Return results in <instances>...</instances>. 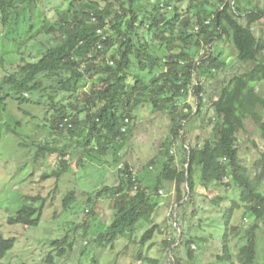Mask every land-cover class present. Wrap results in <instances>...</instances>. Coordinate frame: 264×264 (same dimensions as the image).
Wrapping results in <instances>:
<instances>
[{
    "label": "trees",
    "instance_id": "16d2710c",
    "mask_svg": "<svg viewBox=\"0 0 264 264\" xmlns=\"http://www.w3.org/2000/svg\"><path fill=\"white\" fill-rule=\"evenodd\" d=\"M42 1L0 0V32L16 48L0 57V112H6L9 102L19 111L28 104L44 105L53 111L52 129L66 131L70 143L62 149L36 146L37 153L58 155V165L50 177L68 174L70 162L78 155L99 163L106 157L112 159L118 168L117 183L105 186L93 198H85L90 207L93 200L104 197L113 212L109 226L93 239L96 249L114 250L117 242L126 240L119 253L130 251L129 247L135 246L130 244L131 238L138 224L150 222L157 206L154 197L164 183L174 185L177 204L185 197V204L192 202L195 185H200L204 193L209 186L220 185L225 190L236 189L239 197L219 213L224 220L222 242L210 264H255L257 222H264V153L255 163L259 172L250 177L241 164L238 136L248 120L264 134V97L256 89L264 82V43L252 30V25L264 21V10L250 8L246 0H146V4L142 0H65L67 9L57 11L56 21L43 30L49 43L39 44L31 19ZM223 41L250 69L234 76L221 89L218 99L211 103L217 119L212 133L192 146L182 133L195 109L188 96L196 99L199 112L207 79L216 78L225 67L214 54V44ZM26 51H30L28 55ZM9 57L12 63L7 62ZM146 106L166 119L169 126L168 135L147 164L150 168L161 164L153 187H145L126 160L135 130L131 124ZM24 114L29 116L26 111ZM8 130L15 132L16 128ZM176 142H181L186 154L181 170L170 154ZM69 150L73 152L65 160ZM36 199L40 197L31 201ZM76 200L75 192L67 193L63 209L69 210ZM32 202L23 205L8 224L37 227L42 207L36 208ZM221 202L218 197L212 204L220 210ZM238 211H243L240 226L231 222ZM249 219L254 223L245 227ZM156 230L160 227L152 226L144 232L138 242L141 250ZM184 239L189 247L186 261L179 256L178 248L172 251L177 239L164 242L171 250L170 264H202L190 247H205L208 240ZM14 244V239L3 236L0 226V259ZM51 246L56 258H63L66 249H72L66 237ZM141 250L130 251L131 264L146 260ZM53 260L49 256L48 264ZM91 261L99 264L94 258Z\"/></svg>",
    "mask_w": 264,
    "mask_h": 264
},
{
    "label": "rangeland",
    "instance_id": "374dc122",
    "mask_svg": "<svg viewBox=\"0 0 264 264\" xmlns=\"http://www.w3.org/2000/svg\"><path fill=\"white\" fill-rule=\"evenodd\" d=\"M141 2L147 3L146 0ZM247 2H250V8L264 10V0H246L245 3ZM67 6L68 2L65 0H43L37 4L32 12L31 24L34 25L33 33L39 44L49 43L47 36L43 35V30L56 21L57 11H65ZM41 30L42 32L36 33ZM252 30L264 43V21L252 25ZM15 49L0 32V57ZM29 52L26 51L25 54L28 55ZM34 53L32 54L35 55ZM214 54L225 67L216 78L207 79L199 112L197 104H194L196 99L193 95L188 96V101L195 109L190 120L184 124L182 133L186 134L187 142L192 146L201 143L212 133L217 119L211 103L218 99L221 89L234 76L242 75L250 69V65L237 60L236 52L227 41L214 44ZM7 62L12 63L13 59L7 58ZM84 89H88L87 84H84ZM256 89L264 97V82L258 84ZM22 108L23 110L19 111L15 104L9 102L6 112H0V226L3 236L15 241L13 249L0 259V264H48L49 256L54 257L52 264H93L92 258L98 260L99 264H131L130 251L141 250L138 242L144 232L152 226L160 227V231L156 230L151 241L141 250L142 256L146 258L143 264L173 262L171 250L164 245L165 241L172 238L177 239L172 251L178 248L179 256L185 261L189 247L184 237L208 240L205 247H198L197 244L190 247L193 255L199 256L198 260L202 264H210V258L219 253L218 247L222 242L224 227L220 214L224 209L230 208L232 200L238 201L239 192L233 188L225 190L220 185H214L209 186L204 193L200 185H195L197 191L191 199L192 202L185 204V197L183 202L177 204L175 187L169 183H164L157 197H154L157 206L150 222L138 224L130 241V244L134 243L135 246L129 247V253H119L125 247L126 240L117 242L114 250L100 252L96 249L93 239L109 226L113 212L106 198L93 200L90 207L85 198L89 195L93 198L94 193L105 186H114L117 183L118 168L113 166L110 157L103 158L99 163L92 161L90 157L78 155L74 160L70 158L72 161L68 174L61 178L50 177L58 165V155L37 153L36 146L47 145L50 148L62 149L70 143L67 132L52 129L53 111L49 107L28 104ZM24 111L28 112L29 116H26ZM17 121L20 122L19 126L16 125ZM131 125L135 130L129 142L130 147L127 148L126 160L142 184L145 187H153L156 184V176L161 172V164L153 168L147 164L168 135V122L163 117L156 116L151 108L146 106L140 109L139 117ZM13 128H16L15 132L8 130ZM238 138L241 164L247 168L250 177H253L259 172L255 163L264 153V134L248 120ZM72 146H76L75 142ZM72 152L73 150H69L65 160H68ZM170 154L175 158V166L181 170L186 156L181 142L173 144ZM79 159L82 160L81 164ZM194 177L196 180L197 175ZM69 192H75L77 200L65 211L62 200ZM186 192L187 189H184L183 194L186 195ZM36 197L40 199L32 202L31 198ZM218 197L222 199L218 206L220 210L212 204L214 198ZM30 202L36 208L42 207L38 226L24 228L20 225H9L8 220L15 218L18 210ZM242 217L243 211L235 212L231 219L232 224L240 226ZM253 223L254 221L249 219L245 220L244 225L249 227ZM65 237L67 242L72 243V249H66L63 258H56L57 252L51 244ZM256 237L258 247L255 264H264V222H257ZM235 243L234 241L231 245Z\"/></svg>",
    "mask_w": 264,
    "mask_h": 264
},
{
    "label": "built area",
    "instance_id": "2783aa9c",
    "mask_svg": "<svg viewBox=\"0 0 264 264\" xmlns=\"http://www.w3.org/2000/svg\"><path fill=\"white\" fill-rule=\"evenodd\" d=\"M98 34L100 35V34H101V32L99 31V32H98Z\"/></svg>",
    "mask_w": 264,
    "mask_h": 264
}]
</instances>
